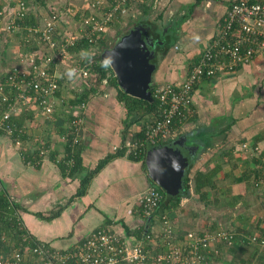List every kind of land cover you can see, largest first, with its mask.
<instances>
[{
	"label": "crops",
	"instance_id": "1",
	"mask_svg": "<svg viewBox=\"0 0 264 264\" xmlns=\"http://www.w3.org/2000/svg\"><path fill=\"white\" fill-rule=\"evenodd\" d=\"M12 1L0 0V12L5 14L6 6ZM233 1L135 0L128 11L134 10L138 16L136 21L142 20L157 45L154 47L152 62L155 67L150 83L157 86L165 82L179 84L183 81L190 63L208 44ZM17 33L20 31L12 34L19 40L17 47L14 48L12 44L8 47L6 44V48L2 46L0 67L2 62L10 65L17 63V55L27 51L30 46L38 47L31 34L25 37ZM164 38L167 41L173 39L172 45L166 50L160 47ZM103 80L104 86L99 84L88 95L83 108L77 107L79 103L67 102L74 95V90H68L64 84L56 94L57 103L49 119H45L32 104L31 109H22L13 117L20 121L24 129L21 138L14 141L10 135L0 133V193L23 208L25 212H22L21 218L30 232L54 247H67L97 228L109 229L129 238L145 230L146 223L135 200L139 192L152 185L144 165L145 154L138 160L130 154H124V151L122 155L117 152L121 144L139 132L145 120L152 115L143 114L140 118L138 114L127 116L122 102L115 98V89ZM75 93L79 95V90ZM190 103V117L160 144L177 141L180 148L193 147L190 141H196L195 137L198 139L199 134L202 137L214 134L218 128L232 122L229 137L223 143L207 146L194 160L190 158L186 168V175L191 179L196 170L205 171L216 164L220 165V170L213 178L214 184L210 187L216 190L217 198L220 191L218 180L233 177L232 172L236 167L233 161L225 160L227 167L220 163L222 158H218L222 154L226 155L223 148H227L230 154L235 146L233 141L252 142L258 132L264 129V48L256 52L251 61L238 66L229 75H217L196 82L190 94ZM71 114L81 116L83 125L78 142L69 150L70 153L65 150L63 136ZM39 147L45 149L43 155L38 154ZM209 152L216 156L219 152L221 154L213 159ZM69 158L71 161L68 162ZM244 160L250 169L247 167L233 180L237 181L240 176L247 174L252 178L258 170L256 161L248 158ZM60 164L64 167L61 168ZM74 167V171H71ZM85 176H88V180L83 193L73 196L79 181ZM244 182L240 180L231 185L236 190L231 192L232 198H238L241 192L239 184ZM188 186L189 191L185 193L184 190L175 205L165 209L159 207L157 213H166L180 231L222 224L219 218H208L203 213L199 201L192 196L193 184L190 180ZM259 192L263 208L264 191ZM201 199L204 205H210L205 193ZM33 213H41L42 218ZM231 216L230 224L226 226L231 225L236 234L241 236L242 231L234 225L241 216H234L233 212ZM261 217L254 216L253 226L256 227L255 223ZM152 220L156 223L157 218L153 216L149 220V227L154 229L155 226L150 223ZM206 222L210 223L207 225ZM252 248L249 247L241 257L252 262L251 256H258L263 261L264 247H256L258 253H254L255 250L249 253L248 250ZM219 260L220 264H236V259H233V263Z\"/></svg>",
	"mask_w": 264,
	"mask_h": 264
},
{
	"label": "built area",
	"instance_id": "2",
	"mask_svg": "<svg viewBox=\"0 0 264 264\" xmlns=\"http://www.w3.org/2000/svg\"><path fill=\"white\" fill-rule=\"evenodd\" d=\"M134 1L77 0L81 4L78 7L63 0H49L46 1V8H36L34 0H13L11 7L7 5V12L2 14L4 26L0 30L11 29L13 18L23 16L30 5L33 7V15L39 17L41 23L24 27L28 34L37 33L34 40L38 49L19 54L17 63L1 71L7 84L18 90L14 91L16 94L13 97L8 92L11 89L7 88L5 92L0 84V104L5 102V108L0 112V130L17 141V134L22 132V128L14 127L5 120L22 109L30 108L32 104L42 112L45 119H49L56 101V90L59 89L58 77L63 76L64 82L67 79L72 86L88 84L91 79L84 68L87 60L80 64L81 58L76 59L69 67L72 73L68 76L58 72V60L71 53L68 47L76 41L95 43L102 35H106L109 27L120 22ZM76 15L79 17L76 18ZM17 28L20 27H13ZM45 47L50 53L43 51L41 54L39 48ZM263 48L264 0L233 1L197 60L190 63L183 81L179 84L165 82L154 85L150 95L157 100L155 114L143 123L141 136H129L121 144L124 154L139 160L145 154L146 145L162 143L190 117V94L196 82L203 78L230 74L238 66L251 61L255 53ZM81 56L83 58L86 54ZM30 74L32 77L25 81L23 76ZM84 106L85 103H80L78 108ZM82 125L83 119L79 115L67 121L66 135H70V145L77 144ZM13 134L15 138H12ZM244 143H241V150H247L248 156L261 155L260 160L264 165V143H250L249 147ZM44 152L43 147L38 148L39 155ZM258 181L264 183L262 178ZM161 198L160 189L154 185H148L137 194L136 205L146 224L145 230L134 237H123L109 229L97 228L72 243V246L56 249L41 241L30 245L29 235L20 232L19 240H15V243L19 241L24 244L21 247L15 246V243L11 246V242L10 247L7 244L5 249L0 248V264H220L219 258L215 257L217 246H229L234 230L220 226L180 231L166 213H157ZM7 202L12 206L10 197ZM14 215L18 219L16 210ZM153 216L157 220L156 223L153 220L150 222L155 226L151 229L149 220ZM259 227L264 228V218ZM255 235L258 233L247 236V239L254 241ZM0 237L3 238L2 235Z\"/></svg>",
	"mask_w": 264,
	"mask_h": 264
},
{
	"label": "trees",
	"instance_id": "3",
	"mask_svg": "<svg viewBox=\"0 0 264 264\" xmlns=\"http://www.w3.org/2000/svg\"><path fill=\"white\" fill-rule=\"evenodd\" d=\"M12 4H13V1L11 3H9L8 6L11 7ZM34 4H35L36 8H39L41 6H43L45 8L47 7L46 6V0H34ZM32 12H33V7H32V5H30L29 10L26 13H24L23 16H21V17L16 16L15 18H13L14 19L13 23L10 24L11 29H7L6 32L11 33V34H16L17 31H20V33H17V34H21V36L26 37L28 35V31L24 28L25 26H30V25L41 23L40 18L35 17ZM144 13H145V11H144ZM78 17L79 16L76 15V18H78ZM135 24H139L140 26H143L144 28L143 27L142 28L144 30L146 28V25L143 24L142 20L135 21ZM14 26H19L20 28L19 29L18 28L13 29ZM39 27L41 28L42 25H40ZM31 36L34 39L37 36V33H31ZM106 39H107V36L104 34L100 38H98L95 43H88L85 40H79V41H76L73 45H70L68 47V51L71 53H75V54L85 53L86 54L85 57H83V58H81V60H79L80 61L79 63L80 64L84 63V61L87 60V63L84 65V68L87 70L90 77H92V78H90L91 81L88 82V84H86V85H84V84H80L78 86L69 85V87L67 89L68 90H70V89L74 90V95L67 102H69L71 104L86 103L88 95L92 94L93 91H95L97 89L99 84L104 86L102 84V79H105L107 82V85L109 87L115 89V98L119 102H122V104L126 110L127 116L132 115V114H136V115L138 114V117L140 118L143 114H148V113H150L151 115L155 114L157 100L152 95H151L152 101L147 102V101H144V100H141V99H138L135 97H131V96L123 93L119 88H117L115 77L113 76L110 68L109 67L105 68V67L101 66L103 61H100L98 59L99 53L102 50L112 46L111 44H110L111 46L108 44ZM24 41L25 40H22V42H24ZM172 42H173V39H170L167 41L164 38V40L160 44V47H163V49L166 50L168 47H170L172 45ZM155 46H157V45L155 44ZM36 49H38V47L30 46L27 51L36 50ZM197 58L195 60H197ZM2 75H3V73L0 70V84H1V86H3V90L5 92H7V88H10L11 90L8 91L9 94L12 95L13 97H15L16 93L14 91H16L18 89L14 88L13 86L8 85L7 81H5L6 79L3 78ZM31 77H32L31 74L25 75V76H23V79L26 81V80H29ZM56 80H57V83L59 85V88L63 85V83L66 84V82H64L63 76L58 77ZM7 86H9V87H7ZM153 88H154V85L150 83L149 88H148L149 91L152 92ZM76 90H79V95H76V93H75ZM58 92H59V89L56 90V94H58ZM1 103H3V104H0V112H2L5 108V106H4L5 102H1ZM79 104H78V106H79ZM26 109H31V108H25L23 110L26 111ZM16 114L10 115L5 121L14 127L22 128L20 121L19 120L16 121L13 119L14 115H16ZM41 114H42V112H41ZM74 116H76V114H71L68 117L67 121L72 119ZM126 123H125V125H126ZM231 124H232V122L222 126L221 128H218L214 134L210 133L209 135H207L205 137H202L199 134L198 139L195 137L196 141H190V144L194 148L193 149L194 151L190 157L191 160H194L195 158H197V156L200 154V152L204 148H206L207 146H212L214 144L223 143L227 139V137H229V135H230L229 132H230ZM23 132H24V129L22 128V132L17 134V139L21 138L20 135H22ZM0 133H3V132L0 130ZM64 133H65V135L63 136V138H64V143H65V150L71 153V151H69V150L75 146L70 145V143H69L70 135L69 134H68V136L66 135V128H65ZM15 136L16 135L13 134L12 138H15ZM134 136H141L140 131L137 132L135 135H132L130 137L133 138ZM263 139H264V129L262 131L258 132V134L255 136V139L252 141V144H255V143L263 144L264 143ZM260 140H263V141H260ZM243 142H245V141H240L239 144H241ZM70 153H67V155ZM117 153L122 155L123 154V148L119 149V151ZM66 157H68V156H66ZM260 158H261V155H259L258 157L256 155L249 156L248 159L257 162L256 168L258 170L255 172V174L252 178L249 176V174H247V175H243L240 178H238L237 181H240V180H245V182L248 181L250 186L253 189L257 188L258 190L264 191V183L258 181L259 178H262V180L264 179V165H263V162L260 160ZM134 159H137V158H134ZM76 163L78 164L77 158H76ZM102 163H103V161L98 163L97 166L102 164ZM60 166H61V168L64 167L63 164H60ZM97 166L95 167V169H97ZM220 168H221V166L216 164L212 168L205 170V171L196 170L195 173L193 174V176L191 177V179H189V177L185 174L184 177L182 178V183H183V188L185 190V193L188 192L187 191L188 187H189L188 181L190 180L193 184L192 190L195 193H197L200 198L202 196H204L205 189L213 186V184H214L213 178L215 177L216 172L218 170H220ZM73 169H75V167L72 168L71 171ZM224 175L227 176L228 174L224 173ZM88 176L83 177L79 181V185H78L73 196H78V195L83 193L85 183L88 180ZM150 184L159 188L158 186H156L152 182ZM160 192L162 194V198L159 202V207L162 209H165V208H168L170 206L175 205L178 202L180 195H181L178 193L174 194L171 197H169V199L165 203L164 202V193L162 192L161 189H160ZM15 210H16L17 214L19 215V216L17 215L18 219H15V217H16V215H14ZM22 210H23V208H21L19 205L15 204V203H13L12 206H10L9 203L7 202V197L5 196V194L0 193V236L2 235V237H3V238L0 237V248L5 249L7 247V244L9 245L11 242L13 243L11 246H14L15 240H19V237L21 235L20 232L27 233L29 235L30 245H35L37 242L41 241L46 246L50 247L49 245H51V244H49V242H46V241H43V240L36 238V236L33 233H31L30 230L26 227L24 221L21 218L22 217L21 215H23L22 212H25ZM33 214L37 217L40 216V218H42L41 213H33ZM46 218H48V217H45L44 219H46ZM18 220H19V223L17 222ZM259 224H260V220H258L255 223V225L257 226V229H258V231L256 232V233H258V235L254 236V238H255L254 241L253 240L249 241L247 239V238H249L247 236L255 234L254 232H249V231L245 232L242 230V232H240V233H243V234H241V236H240V235H237L238 233L236 234V232L234 231L235 234H233L232 243L227 247H221V246L218 247L217 246L218 253L215 257H217L219 259H223V260H225V262L230 261L231 263H233L234 262L233 259H236L235 262H238L237 264H248V263H250V261L243 259L241 256L251 246H253V248L248 250L249 253L254 251L256 249V247L257 248L258 247H264V244H263V242H264V228L263 229L260 228ZM220 226L229 227V228L231 227V225L230 226H224L220 223H217L215 226H213L211 228H209L210 227L209 226V227H206L204 229H214V228H218ZM231 228L233 229V227H231ZM94 230H96V229H93L91 231H94ZM91 231H89V232H91ZM23 244L24 243L18 241L15 243V246L21 247ZM69 246H72V245H69ZM9 247H10V245H9ZM57 248L59 249L60 247H56V249ZM254 253H258V252L255 250ZM230 255H231V257H230ZM251 257H252V259H251L252 262H253V259L255 261V258H256V259H258L256 264H264V260L262 261L261 257H258V256H251Z\"/></svg>",
	"mask_w": 264,
	"mask_h": 264
},
{
	"label": "water",
	"instance_id": "4",
	"mask_svg": "<svg viewBox=\"0 0 264 264\" xmlns=\"http://www.w3.org/2000/svg\"><path fill=\"white\" fill-rule=\"evenodd\" d=\"M139 24L128 28L113 45L102 50L98 59H111L113 76L123 93L147 102L152 98L149 91L155 64L152 36ZM177 141L158 145H146L144 165L149 180L164 193V202L174 194L184 191L182 178L192 154L193 147L180 148ZM184 146V145H183Z\"/></svg>",
	"mask_w": 264,
	"mask_h": 264
},
{
	"label": "rangeland",
	"instance_id": "5",
	"mask_svg": "<svg viewBox=\"0 0 264 264\" xmlns=\"http://www.w3.org/2000/svg\"><path fill=\"white\" fill-rule=\"evenodd\" d=\"M46 1L49 2V0H46ZM63 1L66 3H72L75 5H79V2H77V0H63ZM80 6L81 4L78 7ZM40 12H42V9L40 10ZM2 14L3 13L1 12V15H0V28L1 29L4 26ZM137 17L138 16L136 15V13H134V10L127 11L119 23L109 27L106 33V36H107L106 40L108 44L113 45V43L117 40L119 36H121L130 26L135 24ZM0 32H1L0 33V41H1L0 51L1 49H3L2 46L5 45V48H6V44H7V47L10 46L11 44L14 46V48L17 47V43H19V40L16 37H13L11 33H7L6 31H3V30H0ZM39 51L41 54L43 51L46 53H50V51H48L46 47L41 48V49L39 48ZM82 54L83 53L74 55L73 53H67V56L64 59L58 60L59 62L57 63L56 67L59 69L60 74L62 73V75H67V76L71 75L72 72L70 71L71 69H69V67L76 61V59L82 58L81 56ZM9 65L10 63L8 62H2L0 70L2 71V69H4L6 66H9ZM65 82L68 83L66 84L67 87L71 85V82L69 80L66 79ZM55 103H57V101H55ZM239 142L240 141L238 139L232 142V144H234L235 146H233V148L231 149L232 151L230 154H228L229 150L227 148L226 149L223 148L226 155L222 154V156H220L219 158L218 156L221 154V152H219L218 156L212 155L209 152L210 158H213V159L218 158V160L222 158L223 161L221 160L220 163H223L222 165L226 167L228 165L224 164V163H227L225 160L227 161L229 160L231 162L233 161L235 163L236 167H234L233 172H232L233 177H237L241 175V173L247 170L248 168L250 169V166L247 165V162L244 160V158H249L248 152L247 150L246 151L241 150V144H239ZM250 143L252 142L245 141L244 144L246 147H249ZM233 177H228L225 179L218 180L217 187L220 189V191L217 193V198L215 197V192H216L215 189H212V188L205 189V199L206 197H208L207 201L210 202V205H204L203 204L204 200L201 199L199 195L195 193L193 190L191 191V193L193 194L192 196L194 197V200L199 201V205L200 207H202L201 209L203 210V213L205 212L208 218L217 217L222 222V225L226 226L227 224H230L229 219L233 217L231 216L233 212L234 216L236 215L241 216L240 219H237L235 221L234 223L235 226H237L241 231L246 230V231L255 233L258 231V229H257V226L256 227L253 226V220L255 219L254 216L255 217H257V215L262 216L260 218V221L264 218V205L262 208V206L260 205V199H259L261 192H259L257 188L253 189L250 186L249 182L246 181V183L244 182L242 184H239L241 185L239 186L241 188V192H239L238 198H232L233 196L231 192L236 191V190L235 188H232L231 185L232 184L235 185L234 183L237 182L236 180H233ZM187 191H189V189ZM209 223L210 222H206L207 225ZM257 260L258 259L255 258L254 263L250 262L248 264H256ZM237 263L238 262H236V264Z\"/></svg>",
	"mask_w": 264,
	"mask_h": 264
},
{
	"label": "clouds",
	"instance_id": "6",
	"mask_svg": "<svg viewBox=\"0 0 264 264\" xmlns=\"http://www.w3.org/2000/svg\"><path fill=\"white\" fill-rule=\"evenodd\" d=\"M102 67H105V68H108L111 66V59L110 58H106L102 64H101Z\"/></svg>",
	"mask_w": 264,
	"mask_h": 264
}]
</instances>
